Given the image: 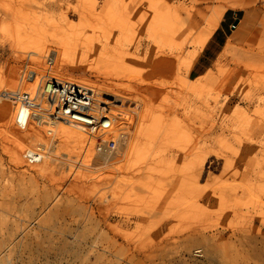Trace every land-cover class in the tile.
Masks as SVG:
<instances>
[{
    "label": "rangeland",
    "instance_id": "374dc122",
    "mask_svg": "<svg viewBox=\"0 0 264 264\" xmlns=\"http://www.w3.org/2000/svg\"><path fill=\"white\" fill-rule=\"evenodd\" d=\"M195 1L0 0V264H264V0ZM48 67L105 102L110 162L15 126Z\"/></svg>",
    "mask_w": 264,
    "mask_h": 264
},
{
    "label": "built area",
    "instance_id": "2783aa9c",
    "mask_svg": "<svg viewBox=\"0 0 264 264\" xmlns=\"http://www.w3.org/2000/svg\"><path fill=\"white\" fill-rule=\"evenodd\" d=\"M44 83V84H43ZM36 92L18 91L14 95L16 104L14 124L18 129L29 126L46 127L47 134L53 135L57 123L78 122L86 129L89 137L91 157H112L116 145L109 135L108 117L105 102L98 100L95 89L61 76H55V70L48 67L42 86ZM103 98V97H102ZM101 116L104 123L101 122ZM47 155V148L38 146L27 155L29 164H38ZM97 160V159H96ZM106 161V162H107Z\"/></svg>",
    "mask_w": 264,
    "mask_h": 264
},
{
    "label": "crops",
    "instance_id": "0c3cea01",
    "mask_svg": "<svg viewBox=\"0 0 264 264\" xmlns=\"http://www.w3.org/2000/svg\"><path fill=\"white\" fill-rule=\"evenodd\" d=\"M244 2L246 3V0H244ZM49 6L56 8L59 5H58V3H55V4L52 3ZM254 13H255V17H253L254 20H255V18H256V20H258L259 15L256 12H254ZM250 21H251L250 19H247V21L245 22V27L239 29V31H236L239 24L233 29V25L235 22L233 23L232 26L229 27V29H228L229 31L224 29L223 25L221 24L220 27L215 31V33L211 37L210 42L208 44V49L213 51L214 46L227 45V42H229V40L231 39L232 36L234 38H236V37L238 38V36L241 37L239 39H235L236 40L235 43L236 42L237 43L242 42V40H243L242 37L244 38L245 37L244 35L249 32L247 30V27H248V25H250ZM192 74H193V69L191 71V76H192Z\"/></svg>",
    "mask_w": 264,
    "mask_h": 264
},
{
    "label": "bare ground",
    "instance_id": "6f19581e",
    "mask_svg": "<svg viewBox=\"0 0 264 264\" xmlns=\"http://www.w3.org/2000/svg\"><path fill=\"white\" fill-rule=\"evenodd\" d=\"M194 1H195V0H194ZM214 1H217V0H199L198 3H209V2H214ZM195 2H196V1H195ZM40 89H41V87L39 86V87L37 88V90H40ZM37 90H35L34 92H36ZM34 92H33V93H34ZM58 124H59V123H57V125H58ZM31 127H33V126H31ZM56 127H57V126H56ZM56 127H55V128H56ZM45 128H46V127H45ZM53 132H55V131L53 130ZM114 143H115V145L117 146V143H116L115 141H114ZM41 145H42V144H40L39 146H41ZM36 146H38V145H36ZM34 148H35V147H34ZM25 154H27V155L32 154V151H31L30 149H28V150L25 151ZM25 154H24V155H25ZM113 154H114V153H113ZM46 156H47V155H46ZM46 156H45V158H46ZM112 157H113V155H112ZM112 157H111V158H112ZM45 158L43 159V161L45 160ZM95 158L98 159V156L95 155ZM107 159H108V158H102V160H103L102 162H105V163H106ZM111 160H112V159H110V161H111ZM43 161H42V162H43ZM110 161L108 160V162H110ZM42 162H41V163H42ZM197 233H198V232H197ZM199 233H200V232H199ZM199 233H198V234H199ZM195 234H196V233L194 232V236H196ZM191 235H192V234H191ZM191 235H190V236H191ZM200 236H201V235H200ZM187 238H188V240H190L189 237H187ZM201 238H202V237H201ZM193 239H194V238H193ZM194 241H195V240H194ZM194 241H193V242H194ZM195 242H196V241H195ZM199 242H200V241H199Z\"/></svg>",
    "mask_w": 264,
    "mask_h": 264
},
{
    "label": "water",
    "instance_id": "95a60500",
    "mask_svg": "<svg viewBox=\"0 0 264 264\" xmlns=\"http://www.w3.org/2000/svg\"><path fill=\"white\" fill-rule=\"evenodd\" d=\"M240 20H236L234 25H233V29L239 24Z\"/></svg>",
    "mask_w": 264,
    "mask_h": 264
}]
</instances>
